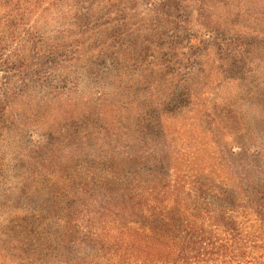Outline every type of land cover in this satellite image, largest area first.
Masks as SVG:
<instances>
[{
	"label": "trees",
	"instance_id": "16d2710c",
	"mask_svg": "<svg viewBox=\"0 0 264 264\" xmlns=\"http://www.w3.org/2000/svg\"><path fill=\"white\" fill-rule=\"evenodd\" d=\"M150 1L156 19L162 16V27L151 32L162 36V54L143 67L142 56L130 51V19L120 16L121 32L107 37H119L121 51L109 54L117 64L108 76L119 95L98 80L91 84L95 96L88 90L93 105L87 117L100 110L101 130L85 135L90 129L79 128L69 137L77 147L92 143L96 154L88 166L110 177L95 175L88 186L74 179L79 175L74 165L40 168L42 173L31 168L26 186H36L31 176L39 172L34 190L38 203H46L41 211L49 210L40 223L55 213L58 221L49 224V229L58 225L55 238L30 231L38 240H27L14 228L0 229V252L8 249L2 264H133V257L154 245L147 237L137 241L143 230L159 237L162 231V258L172 264L226 257L221 254L235 247L232 258H238L234 253L246 254L253 241L264 240V0ZM98 2L109 9L115 5ZM141 181L152 187L153 199L138 198L134 186ZM58 194L65 199L57 202ZM167 196L175 197V205L187 198L211 213L219 208L216 219L223 220V210L237 217L225 222L228 228L220 222L227 235L217 238L201 231L199 216L177 231L176 209L169 208ZM58 215L66 218L65 229ZM238 218L260 228L247 233L249 245L237 242ZM243 261L239 264H256Z\"/></svg>",
	"mask_w": 264,
	"mask_h": 264
},
{
	"label": "rangeland",
	"instance_id": "374dc122",
	"mask_svg": "<svg viewBox=\"0 0 264 264\" xmlns=\"http://www.w3.org/2000/svg\"><path fill=\"white\" fill-rule=\"evenodd\" d=\"M149 1L115 0L111 9L98 0L0 2V88L2 92L6 91L3 96L0 93V203L8 200L7 205L0 206V229L4 232L10 233L14 228L19 238L27 240L34 237L38 240L36 233L41 237L55 236L57 223L49 229L51 219L58 221L53 218L55 213L40 223L43 215L49 213L48 209L41 211L46 203L43 200V205L38 203V192L35 191L40 184V178L35 177L40 173L36 171L35 177L31 176L35 190L26 186L28 182H25V178L31 168L42 173L41 169L48 170L52 166L59 169L64 165H74L79 167L76 169L79 175L74 179L88 182V186L95 175L103 179L110 177L104 170L88 166L92 165L96 154L92 143L83 142L77 147L69 137L79 128L90 129L83 132L85 135L101 130L100 118L104 116L100 110L94 116L87 117L90 105H93L88 98L89 91L95 96L91 84L95 85L98 80L103 88H111V94L119 95L120 90L118 87L115 90L116 84L108 77L117 64V60L113 59L115 57L109 59V54L121 51L116 47L119 37H107L121 32L120 16L127 14V19H130L128 26L134 33L129 35L130 51L142 56L143 67L162 54V36L151 35L159 23V27H162V16L156 19ZM93 27H97V31L91 33ZM84 29L88 35L83 33ZM148 39L150 42H147ZM108 40L113 46H106ZM113 72L116 71L113 69ZM121 84L127 85L128 80H121ZM7 106L10 108L7 109ZM89 144L92 149H89ZM66 168L58 170L59 173L67 171ZM143 181L136 183L134 192L139 199H153L155 196L150 195L152 187ZM10 191L16 195L8 198L5 193ZM60 198L65 199L58 194L56 201L59 202ZM159 198L161 201L156 202L162 204V197ZM164 200L170 202L169 208L174 206L176 209L174 228L177 231L194 216H199V226L204 227L200 230H208L209 237L217 238L227 235L225 222L237 217L233 212L223 210V220L216 219L214 215L219 208L211 213L204 204L196 205L195 200L187 198L178 200L180 202L176 205L174 196H167ZM58 219L63 229L66 218L63 220L58 215ZM237 220L239 224L236 226L240 230L237 242L249 245L250 235L247 233L259 232L260 228L241 218ZM220 222L226 228H222ZM103 226L101 224L98 228L102 229ZM151 233L139 231L137 241L142 239L140 237H147L154 245L145 248L131 262L172 264L173 260L162 258V231L160 237ZM212 240L215 241L214 238ZM250 246L248 250L252 254L248 250L246 254L239 251L234 253L239 257L232 258V251L239 249L235 247L221 254L226 257L211 255L197 264H239L243 260L245 263L264 264L262 237ZM7 254L8 249L0 252V264Z\"/></svg>",
	"mask_w": 264,
	"mask_h": 264
}]
</instances>
